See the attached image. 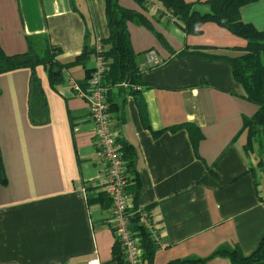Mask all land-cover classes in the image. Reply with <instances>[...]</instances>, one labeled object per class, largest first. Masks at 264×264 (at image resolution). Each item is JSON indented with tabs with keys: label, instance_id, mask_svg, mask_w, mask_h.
Wrapping results in <instances>:
<instances>
[{
	"label": "crops",
	"instance_id": "obj_1",
	"mask_svg": "<svg viewBox=\"0 0 264 264\" xmlns=\"http://www.w3.org/2000/svg\"><path fill=\"white\" fill-rule=\"evenodd\" d=\"M117 1L151 26L126 21L142 89L114 85L109 96L115 103L110 123L134 151L135 200L132 179L127 195L132 207L151 213L155 226L150 264L205 256L222 244L250 252L264 233V168L254 153H244L239 130L257 106L245 99L226 60L244 39L212 21L185 34L175 19L156 17L154 0L143 6ZM239 17L264 30V1L243 4ZM85 33L93 42L106 37L104 0H0L6 54L25 51L27 36L43 35L65 62L80 51ZM147 49L160 57L152 67L144 65ZM182 50L187 53L178 54ZM93 63L91 55L84 67L65 68L55 86L45 68L35 66L47 117L40 124L27 115L29 68L0 72V264H116L115 240L104 222L108 205L86 196H94L103 179L93 124L86 101L67 81L81 85ZM202 264L230 262L215 256Z\"/></svg>",
	"mask_w": 264,
	"mask_h": 264
},
{
	"label": "trees",
	"instance_id": "obj_2",
	"mask_svg": "<svg viewBox=\"0 0 264 264\" xmlns=\"http://www.w3.org/2000/svg\"><path fill=\"white\" fill-rule=\"evenodd\" d=\"M140 6L146 0H135ZM159 3L156 9V17L167 15L181 24L185 34L197 33L202 23L212 21L227 29L234 35L244 39V45L236 55L226 57L233 78L242 86L245 99L256 104L255 111L250 116L242 118L239 132H245L243 151L248 156L257 154V162L264 168V30L257 29L249 22H244L239 17V8L253 0H154ZM264 1V0H263ZM104 15L107 26L106 37L98 40L101 46L99 54L104 62V74L102 84L106 86L107 109L110 112L115 103H111V87L118 86L127 89V86L118 85L124 81L129 84H140L139 72L135 64L132 50L129 44L126 21L151 28L149 20L139 11L122 7L117 0H104ZM87 33L80 51L70 60L62 62L55 58L58 48L50 46L43 35H30L26 37V50L20 53L6 54L0 48V72L18 67H28L27 115L30 122L44 123L47 119L45 102L42 96L35 66L42 65L46 70L48 83L55 86L63 82L65 68L80 64L84 67L91 55L95 54V42L87 40ZM187 53L185 50L178 54ZM92 67L85 68L84 80L81 87L85 86V78ZM132 91V90H130ZM134 92V91H133ZM148 126V124H147ZM177 126H172L173 129ZM193 128L185 125V128ZM162 130H151L158 134ZM238 132V133H239ZM121 145L122 157L125 160V168L130 179L134 180L131 200H135L137 192V176L133 165L134 151L131 145L116 137ZM196 141V137H194ZM5 183L0 161V184ZM92 194V193H91ZM87 201H99L101 205L109 204L108 198L101 190L96 194H87ZM130 224L141 235V263L150 264L156 243L137 220L136 216L130 218ZM113 259L116 264H125L122 258L121 247L117 241L113 244ZM222 256L228 258L230 264H264V233L257 241L255 247L248 253H243L236 245H219L205 256H186L168 260L165 264H202L206 260Z\"/></svg>",
	"mask_w": 264,
	"mask_h": 264
},
{
	"label": "built area",
	"instance_id": "obj_3",
	"mask_svg": "<svg viewBox=\"0 0 264 264\" xmlns=\"http://www.w3.org/2000/svg\"><path fill=\"white\" fill-rule=\"evenodd\" d=\"M94 63L85 86L81 87L72 78H67L74 93L82 97L87 104L88 116L93 124L92 142L96 154L103 163V179L99 189L108 198V215L105 224L110 228L112 236L121 247L125 264H141V235L130 224V218L137 217L138 223L148 231L151 238L156 239L155 226L151 213L141 207H132L126 192L129 183L125 160L122 157L121 145L116 139L117 131L110 123V112L107 109L106 86L102 84L104 62L99 54L101 46L95 42ZM145 67H152L160 62L158 54L147 49L143 52ZM118 85L127 86L129 90H141L140 84H128L124 81ZM82 191L85 193V189Z\"/></svg>",
	"mask_w": 264,
	"mask_h": 264
},
{
	"label": "rangeland",
	"instance_id": "obj_4",
	"mask_svg": "<svg viewBox=\"0 0 264 264\" xmlns=\"http://www.w3.org/2000/svg\"><path fill=\"white\" fill-rule=\"evenodd\" d=\"M254 154L257 156V154L254 152Z\"/></svg>",
	"mask_w": 264,
	"mask_h": 264
}]
</instances>
